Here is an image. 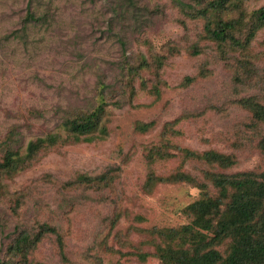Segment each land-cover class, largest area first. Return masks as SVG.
<instances>
[{
	"label": "rangeland",
	"instance_id": "rangeland-1",
	"mask_svg": "<svg viewBox=\"0 0 264 264\" xmlns=\"http://www.w3.org/2000/svg\"><path fill=\"white\" fill-rule=\"evenodd\" d=\"M213 1L0 0V163L9 151L23 157L30 142L59 137L29 167L0 169V263L160 264L136 256L158 242L146 231L190 224L185 209L203 195L187 183L147 185L150 177L187 173L214 197L205 172H263L264 123L252 125L239 101L264 106V0L227 2L233 7L220 18L237 26L226 42L205 31L219 19ZM28 12L38 20L27 21ZM99 108L107 134L73 140L64 124ZM148 122L147 132L136 130ZM184 150L235 164L206 165ZM157 151L161 158H148ZM103 174L106 185L78 180ZM41 225L57 230L62 254L53 234L27 253L11 249L19 232Z\"/></svg>",
	"mask_w": 264,
	"mask_h": 264
},
{
	"label": "trees",
	"instance_id": "trees-1",
	"mask_svg": "<svg viewBox=\"0 0 264 264\" xmlns=\"http://www.w3.org/2000/svg\"><path fill=\"white\" fill-rule=\"evenodd\" d=\"M228 1L217 0L209 5V10L216 15L214 18H219L215 23L207 21L205 24V31L213 41H235L230 32L236 28L237 21L220 18L223 11L233 7L234 3L228 4ZM225 2L227 4L224 6ZM35 20L38 18L34 19V13L28 12L27 21ZM257 20L264 23V6L259 10ZM186 80L190 81L188 78ZM239 103L250 113L252 125L264 123V106L256 98L242 99ZM103 113L104 110L99 108L85 117L80 116L67 121L64 128L76 142L90 143L94 140L91 136L93 132L99 130L102 136L107 134L105 127L99 128ZM152 126V122L138 123L136 130L145 133ZM58 142V135L49 134L30 142L23 157L18 156L17 152L9 151L3 163H0V169L9 174L17 173L29 167L41 149L55 146ZM258 147L264 156V136L260 139ZM184 152L191 159L202 160L206 165H216L222 169H228L235 164L232 156L215 151H205L201 154L189 150ZM154 154L162 157L160 151L149 153L147 156L150 159ZM205 173L217 191L214 197L208 195L204 183H200L196 177L187 173H177L168 178H149L147 185L153 180L160 183L192 184L201 190L203 197L185 209V212L192 216L190 224L179 228L153 227L146 231L158 242H152L154 247L152 254L143 252L136 254L140 261L144 262L149 256H153L160 264H264V170L258 175ZM78 180L87 184L105 182L106 185L110 177L108 178L107 174L95 178L80 176ZM47 234L57 236L62 254L61 237L55 228L47 225H41L35 234L19 232L11 249L18 253H27ZM220 246H226L224 253L217 249Z\"/></svg>",
	"mask_w": 264,
	"mask_h": 264
}]
</instances>
